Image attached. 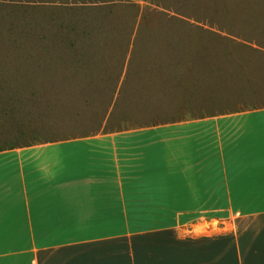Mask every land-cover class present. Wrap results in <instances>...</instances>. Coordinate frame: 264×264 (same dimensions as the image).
I'll return each instance as SVG.
<instances>
[{
    "label": "crops",
    "instance_id": "1",
    "mask_svg": "<svg viewBox=\"0 0 264 264\" xmlns=\"http://www.w3.org/2000/svg\"><path fill=\"white\" fill-rule=\"evenodd\" d=\"M0 264H264V108L0 150Z\"/></svg>",
    "mask_w": 264,
    "mask_h": 264
},
{
    "label": "rangeland",
    "instance_id": "2",
    "mask_svg": "<svg viewBox=\"0 0 264 264\" xmlns=\"http://www.w3.org/2000/svg\"><path fill=\"white\" fill-rule=\"evenodd\" d=\"M260 108L264 0H0V147Z\"/></svg>",
    "mask_w": 264,
    "mask_h": 264
},
{
    "label": "trees",
    "instance_id": "3",
    "mask_svg": "<svg viewBox=\"0 0 264 264\" xmlns=\"http://www.w3.org/2000/svg\"><path fill=\"white\" fill-rule=\"evenodd\" d=\"M28 145H30V144H27V145H25V146H28ZM15 147H16L15 144H11V145H9V146L6 147V148L0 147V150H2V149H10V148H15Z\"/></svg>",
    "mask_w": 264,
    "mask_h": 264
}]
</instances>
